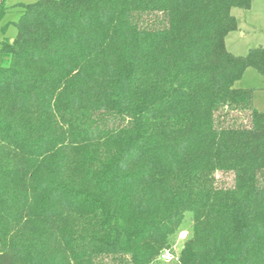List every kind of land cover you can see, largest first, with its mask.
Masks as SVG:
<instances>
[{"label": "trees", "instance_id": "16d2710c", "mask_svg": "<svg viewBox=\"0 0 264 264\" xmlns=\"http://www.w3.org/2000/svg\"><path fill=\"white\" fill-rule=\"evenodd\" d=\"M250 6L16 5L0 45V264H154L186 215L174 264H264V113L234 87L249 67L264 78V48L225 46L231 10Z\"/></svg>", "mask_w": 264, "mask_h": 264}, {"label": "rangeland", "instance_id": "374dc122", "mask_svg": "<svg viewBox=\"0 0 264 264\" xmlns=\"http://www.w3.org/2000/svg\"><path fill=\"white\" fill-rule=\"evenodd\" d=\"M37 0H7V5L11 8L6 12L0 21V45L3 40H13L17 30L14 25L19 18V4H32ZM231 14L237 21V29L230 32L225 38V46L228 52L245 56L251 49L264 48V0H251L249 10L233 8ZM1 62V61H0ZM4 62H2L3 64ZM235 88L249 89L252 91L253 107L264 113V78L252 67L247 68L241 79L234 84ZM218 186L229 187L232 185L231 174L217 173ZM189 215H186V222L181 227L177 236L173 239L172 248L166 249L170 253V261L165 262L160 256L154 264H174L180 248L187 238ZM185 233L186 237L181 240L180 234Z\"/></svg>", "mask_w": 264, "mask_h": 264}, {"label": "built area", "instance_id": "2783aa9c", "mask_svg": "<svg viewBox=\"0 0 264 264\" xmlns=\"http://www.w3.org/2000/svg\"><path fill=\"white\" fill-rule=\"evenodd\" d=\"M180 239L183 240L186 237L185 233H181L180 234ZM161 258L165 261V262H169L170 261V253H168L167 251L163 252L161 254Z\"/></svg>", "mask_w": 264, "mask_h": 264}, {"label": "water", "instance_id": "95a60500", "mask_svg": "<svg viewBox=\"0 0 264 264\" xmlns=\"http://www.w3.org/2000/svg\"><path fill=\"white\" fill-rule=\"evenodd\" d=\"M12 42H13V40L10 41V43H12Z\"/></svg>", "mask_w": 264, "mask_h": 264}]
</instances>
